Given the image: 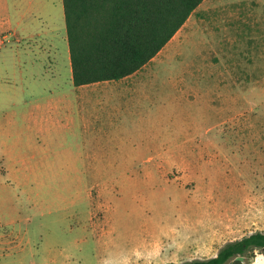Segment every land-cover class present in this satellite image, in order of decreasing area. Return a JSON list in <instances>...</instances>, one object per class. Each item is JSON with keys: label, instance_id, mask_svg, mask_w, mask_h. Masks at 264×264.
Listing matches in <instances>:
<instances>
[{"label": "rangeland", "instance_id": "rangeland-1", "mask_svg": "<svg viewBox=\"0 0 264 264\" xmlns=\"http://www.w3.org/2000/svg\"><path fill=\"white\" fill-rule=\"evenodd\" d=\"M15 5L0 4V264H180L264 231V0H204L177 33L182 66L168 45L133 75L162 91L154 128L115 142L53 129L48 97L73 78L63 0Z\"/></svg>", "mask_w": 264, "mask_h": 264}, {"label": "trees", "instance_id": "trees-1", "mask_svg": "<svg viewBox=\"0 0 264 264\" xmlns=\"http://www.w3.org/2000/svg\"><path fill=\"white\" fill-rule=\"evenodd\" d=\"M203 0H63L76 86L127 77L170 41ZM264 249V231L232 240L215 256L180 264H244ZM264 251V250H263Z\"/></svg>", "mask_w": 264, "mask_h": 264}, {"label": "crops", "instance_id": "crops-1", "mask_svg": "<svg viewBox=\"0 0 264 264\" xmlns=\"http://www.w3.org/2000/svg\"><path fill=\"white\" fill-rule=\"evenodd\" d=\"M4 1L7 0H0V4ZM47 1L14 0V3L20 17L24 19L29 18L28 15L31 17L34 10ZM21 6L26 8L22 9ZM177 33L164 47L169 45L175 49L167 58L169 64L182 66L185 59L182 60L181 57L185 55V45L188 42L179 41ZM156 56L149 63L154 61ZM141 69L119 80L99 81L80 86H76L72 78L66 92H55L48 97L53 129L70 135L114 136L112 139L114 142L115 136H119L117 138L119 141L122 136L147 132L153 125L152 116L149 115L152 110L148 103L153 101L154 97L161 99L162 91L153 96L154 91L150 90L151 82L136 81L137 78H133ZM102 83L106 86H101ZM38 107L43 108V103H38Z\"/></svg>", "mask_w": 264, "mask_h": 264}, {"label": "water", "instance_id": "water-1", "mask_svg": "<svg viewBox=\"0 0 264 264\" xmlns=\"http://www.w3.org/2000/svg\"><path fill=\"white\" fill-rule=\"evenodd\" d=\"M264 250V249H263ZM237 260H240V261H244L245 260V257L244 256H237L236 257Z\"/></svg>", "mask_w": 264, "mask_h": 264}]
</instances>
